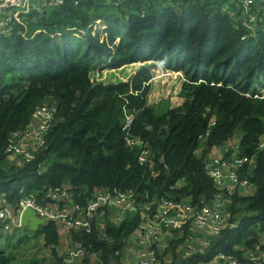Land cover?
Returning a JSON list of instances; mask_svg holds the SVG:
<instances>
[{"label": "trees", "instance_id": "trees-1", "mask_svg": "<svg viewBox=\"0 0 264 264\" xmlns=\"http://www.w3.org/2000/svg\"><path fill=\"white\" fill-rule=\"evenodd\" d=\"M112 1L66 0L47 15L23 16L25 27L12 24L0 38V194L12 210L23 198L46 205L52 192L63 194L58 210L72 216L97 195L128 197L132 209L120 216L101 207L87 230L54 222L15 230L7 242L24 251L0 253V264H65L75 249L83 256L73 264H125L138 229L158 224L165 203L184 202L195 213L217 209L226 226L241 220L240 228L213 237L190 224L162 225L170 237L164 252L152 248L154 264H208L219 254L264 264L246 257L264 255V27L252 32L237 22V0ZM97 21L103 30L94 29ZM149 62L182 72L180 92L161 96L146 68L129 83L90 76ZM43 109L47 146L16 167L8 150L39 129L34 115ZM216 151L225 163L244 162L234 171L249 195L215 186L206 165ZM202 237L211 244L186 256L189 239Z\"/></svg>", "mask_w": 264, "mask_h": 264}, {"label": "built area", "instance_id": "built-area-1", "mask_svg": "<svg viewBox=\"0 0 264 264\" xmlns=\"http://www.w3.org/2000/svg\"><path fill=\"white\" fill-rule=\"evenodd\" d=\"M66 0H0V38L9 34L10 25L19 24L23 27L25 25L22 22L23 16H29L32 13L39 14L40 16L47 15L58 7L64 5ZM74 6H78L81 0H72ZM231 4L238 10V20L245 27L250 26L252 22H258L263 20L264 22V0H237L232 1ZM252 32L255 30L248 29ZM34 117L42 119L39 129H33L24 133L18 140H14L13 146L9 148L10 154L8 160L17 167H21L24 163L32 160L33 152L44 150L45 142L42 141L44 133L48 129L49 114L45 109L36 112ZM131 125V118L126 119V129ZM28 133V134H27ZM22 141L23 157H16L17 145ZM41 142V143H40ZM264 145V144H263ZM262 145V147H263ZM145 154V153H144ZM223 156L211 157L206 165V171L208 176L212 179L215 186L221 190H228L233 192L238 190L242 195H248L251 193V187L246 180L240 181L235 173V169L242 165L244 162L239 160L233 164L225 163L222 160ZM25 161V162H24ZM144 161L143 157L140 158V162ZM46 198L52 200L56 206L52 207L50 204L38 206L30 198H23L15 209H10L6 204L5 198L0 197V225H3V230L7 234H11L13 230H20L23 228L20 224V216L26 209L34 211L38 219L45 222H54L61 226L64 231H70L74 229H88V218L92 216L101 207H110L120 211L124 214L127 210L132 209L130 200L128 197L120 194H114V196H97L88 205L86 210L80 211L77 207H74L73 214L67 210H58V204L63 201V194L60 195L56 192L49 193ZM219 207V206H217ZM120 220V218H116ZM158 224L147 222L138 229L137 242L144 243L146 240L155 238L159 235V231L162 225L171 227L176 230H182L187 224H190L192 230L199 234H207L209 236L217 237L221 232L227 228H235L237 224L223 223V220L218 210H211L209 208L203 209L199 213L192 211L189 203H165L158 217ZM226 228V229H227ZM146 233V237L143 238V234ZM190 243L186 256H189L195 252L201 251L202 247L210 245V241L205 238H201L199 241H195L192 238L189 239ZM194 243V245H193ZM151 244V243H150ZM150 244L147 249L140 252V257L136 264H154L155 256L154 251L150 249ZM154 245V242L152 243ZM162 247V246H161ZM160 247V250H161ZM80 256H83V251L75 249L70 252L69 257L65 259V264H73L74 260H78ZM246 257L250 260H264V255L259 257L246 254ZM236 264L232 256H226L219 254L213 261L208 264Z\"/></svg>", "mask_w": 264, "mask_h": 264}, {"label": "rangeland", "instance_id": "rangeland-1", "mask_svg": "<svg viewBox=\"0 0 264 264\" xmlns=\"http://www.w3.org/2000/svg\"><path fill=\"white\" fill-rule=\"evenodd\" d=\"M31 2H34V0H31ZM107 3H113L112 0H107ZM232 14L235 13V11H231ZM263 20H260L258 22H252L250 26H246L247 29L251 30H261L263 29ZM98 24V23H97ZM261 24V26H259ZM11 26V25H10ZM98 30V27L96 28ZM146 68L150 69L151 74L153 76V82L158 83L159 87V94L162 96L168 92L172 93H178L181 90V87L184 83L183 79L184 76L182 72L180 73H174L173 71L167 70L162 64L151 62L154 66L149 67V63H139L135 65H128L126 67L117 69V70H106V71H95L91 73V79L95 82L103 83L104 85L108 84H119V83H128L130 82L133 77L137 74V72L141 69L142 65H146ZM158 98V95H151L149 98L150 102H156V99ZM28 134V133H27ZM41 143V142H40ZM16 157H23V146L22 141L19 142L17 145V152L15 153ZM249 195V194H248ZM97 196H103V195H97ZM96 196V197H97ZM1 230V229H0ZM7 236L8 234L4 231L0 233V253L2 252H12L13 247L10 241L7 242ZM146 237V233L143 234V238ZM4 247V248H3ZM153 247H157L160 249L161 247V241L157 240L154 242V245L150 244V249ZM11 250V251H10ZM20 251V250H19ZM18 253V251H13V253ZM23 252V250H21ZM24 259V257H22Z\"/></svg>", "mask_w": 264, "mask_h": 264}, {"label": "crops", "instance_id": "crops-1", "mask_svg": "<svg viewBox=\"0 0 264 264\" xmlns=\"http://www.w3.org/2000/svg\"><path fill=\"white\" fill-rule=\"evenodd\" d=\"M149 67H152L153 65L152 64H150V65H148ZM220 154V152L219 151H216L215 153H214V155H215V157H219V156H216V155H219ZM52 207H55L56 206V204L53 202V203H51L50 204ZM119 215L120 216H123V214H121L120 213V211H119ZM23 228H25V227H23ZM27 229V228H26ZM28 230V229H27ZM16 233V231L15 230H13V232L12 233ZM23 232V229H20L19 230V233H22ZM30 232V231H29ZM160 234L159 235H156V237L155 238H152V239H150V240H146L144 243H140V242H137V240H136V248H133L132 250H130L129 251V253L126 255V257H124L125 258V264H136L137 263V261H138V259H139V257H140V252L142 251V250H145V249H147L148 248V246H149V244L151 243H153V242H155V241H157V240H159V241H161V250H160V252H164V250H165V248H164V244H165V242H166V240L170 237V236H167V234H163V232L161 231V232H159ZM138 236V233H136V237ZM40 241H41V238H38V239H34V240H32L31 242H32V246H38V244H40ZM25 245V244H24ZM193 245H194V243H193ZM16 246H17V243H15V247H14V249H13V251H18V253H19V250H18V248H20L21 250H23L20 246H18L17 248H16ZM27 250H31L32 249V247L31 246H28L27 248H26ZM24 251V250H23ZM12 253V252H11ZM15 253V252H14ZM166 262H170V260H169V257L166 259ZM228 264V263H227Z\"/></svg>", "mask_w": 264, "mask_h": 264}, {"label": "water", "instance_id": "water-1", "mask_svg": "<svg viewBox=\"0 0 264 264\" xmlns=\"http://www.w3.org/2000/svg\"><path fill=\"white\" fill-rule=\"evenodd\" d=\"M150 198V193L148 194ZM48 203H52L51 200H46ZM21 226L28 229L30 232H35L37 229L46 224L44 220L38 219L36 213L30 209H26L22 212L20 216Z\"/></svg>", "mask_w": 264, "mask_h": 264}, {"label": "clouds", "instance_id": "clouds-1", "mask_svg": "<svg viewBox=\"0 0 264 264\" xmlns=\"http://www.w3.org/2000/svg\"><path fill=\"white\" fill-rule=\"evenodd\" d=\"M237 22H240V21H237ZM98 23V24H97ZM242 24V23H241ZM98 27V29H101V30H103L104 29V27H102L101 25H100V22L99 21H97L96 22V25H95V28L94 29H96ZM136 64H139V63H136ZM151 64V63H150ZM132 65H135V64H132ZM153 65V64H152ZM146 66H147V64L146 65H142V67H141V69L142 68H146ZM154 66V65H153ZM147 70H149L150 71V69H148V68H146ZM151 72V71H150ZM178 73H180V72H178ZM183 81H184V79H183ZM131 82V81H130ZM129 83V82H128ZM129 86H131L130 84H129ZM47 145L45 144V147H46ZM264 146V145H263ZM222 152H220V154L219 155H216V156H219V157H221L222 156V154H221ZM213 156L215 157V155L213 154ZM212 156V157H213ZM219 157H217V158H219ZM14 165V164H13ZM17 167V166H16ZM20 193V192H19ZM21 194V193H20ZM0 197H3V198H5V196H4V194H0ZM46 200H48L47 198H46ZM45 200V204H51V203H48L47 201ZM52 201V200H51ZM52 203H53V201H52ZM48 222H46V224H47ZM234 223V225L235 224H237L236 225V227L235 228H230V229H233L234 230V232L235 231H238L239 230V228H240V225H241V220H239V221H234L233 222ZM233 223H231V224H233ZM40 228V227H39ZM38 228V229H39ZM37 229V230H38ZM36 232V231H35ZM137 233H138V231H137ZM211 244V243H210ZM223 255H225V254H223Z\"/></svg>", "mask_w": 264, "mask_h": 264}]
</instances>
